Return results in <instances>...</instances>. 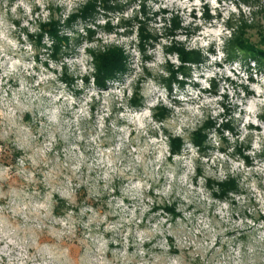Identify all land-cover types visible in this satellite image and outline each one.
<instances>
[{
    "label": "rangeland",
    "instance_id": "374dc122",
    "mask_svg": "<svg viewBox=\"0 0 264 264\" xmlns=\"http://www.w3.org/2000/svg\"><path fill=\"white\" fill-rule=\"evenodd\" d=\"M52 19L59 59L27 36ZM237 39L264 50V0H0V264H264V69ZM177 42L206 58L170 95ZM115 45L129 71L84 83L89 49ZM169 135L187 143L172 158ZM228 177L239 191L216 197Z\"/></svg>",
    "mask_w": 264,
    "mask_h": 264
},
{
    "label": "trees",
    "instance_id": "16d2710c",
    "mask_svg": "<svg viewBox=\"0 0 264 264\" xmlns=\"http://www.w3.org/2000/svg\"><path fill=\"white\" fill-rule=\"evenodd\" d=\"M141 13L143 14V17L147 16L148 13L146 11V6H144V9ZM164 13H167V11H164ZM87 14L88 12H83L82 17H86ZM139 22V34L141 35V43L142 45H145V42L149 41L152 37L151 35H149L150 33H148L143 21ZM17 24H19V22H17ZM181 27V23H177L176 19H174V28L178 29ZM238 30H240V27H238V29H235V35L237 34ZM27 34L29 40L34 43L37 48L45 46V42L46 40H48L50 42L49 50L51 51V56L55 59L60 58L64 47L66 48L70 46V36L67 34H63L60 30V22L53 19L48 22H41L40 32L34 33L29 32L28 30ZM235 43L237 45H240V48H242L241 50L250 52L248 53V56L242 58L243 60L248 63L250 61H254L255 65H258L260 69H264V50L251 45L246 47L238 39L235 41ZM172 50L178 51V55L182 64L177 69H173L172 77L165 79L164 85L169 88H171L173 83L178 80V75L180 73L186 74L189 64H201L205 60L204 53L201 49L187 50L186 47L179 42L172 46ZM89 51L93 54L95 68L94 72L86 77L87 83H91V81H93L94 85L99 89H106L110 86L111 82L129 71V53L126 49H124V47L115 45L106 47L98 53L91 49H89ZM230 55L235 57L237 56L232 54ZM69 79L70 78L65 77L63 80H65L68 85H71V80L73 81V79ZM132 104L138 105L140 104V102L137 99H133ZM157 109H160V111L162 112V116L159 117L158 113H156L154 116L157 120L162 121L166 118L168 111H166V109L162 106H158ZM213 126H216V122L209 120L206 121L196 131H194L191 143L196 146L199 151H205L207 149L206 142L208 141L209 137L208 131ZM224 126L230 127V125H228L227 123ZM169 143L171 153L170 156L181 154V151L187 145L186 141L181 136L169 135ZM236 186V180L230 178L218 183L217 190L222 193H229L234 190ZM60 209L61 207H59L56 212L59 213ZM168 211L169 214L174 215V209L168 208Z\"/></svg>",
    "mask_w": 264,
    "mask_h": 264
},
{
    "label": "bare ground",
    "instance_id": "6f19581e",
    "mask_svg": "<svg viewBox=\"0 0 264 264\" xmlns=\"http://www.w3.org/2000/svg\"><path fill=\"white\" fill-rule=\"evenodd\" d=\"M164 11H168V9H161L160 10V12H158V13H163ZM110 47V46H109ZM121 47H123V46H121ZM124 49H126V48H124ZM206 58V56H205V54H204V59ZM129 59H130V56H129ZM249 64H251L250 62H249ZM249 68H251L250 66H249ZM190 71V70H189ZM189 71H187L186 72V74H188V72ZM89 76V74L88 75H84V77H82V81L84 82V83H86V84H90V83H87L86 82V77H88ZM65 78V77H64ZM70 80V79H69ZM65 83H66V81H64ZM71 82L72 83H74V80L72 81L71 80ZM67 84V83H66ZM94 84V83H93ZM167 89H168V91L170 92V95L175 91L174 90V87L172 86L171 88H169V87H167V86H165ZM174 94V93H173ZM132 101L133 100H131V105L132 106H139V104L137 105V104H132ZM163 108H165L166 109V111H168V113H167V115L170 113V108L169 107H167L166 105H161ZM167 117V116H166ZM172 136H179V135H172ZM206 146H207V148H208V141L206 142ZM207 150V149H206ZM205 150V151H206ZM184 151V149L181 151V153ZM170 158H172V156H170ZM246 158H249V156H246ZM248 160V162H250L249 161V159H247ZM227 179H230V177H228ZM227 179H225V180H227ZM231 179H233V178H231ZM235 180V179H234ZM222 181H224V180H222ZM222 181H220V182H222ZM236 191H239V185L237 184V186H236V188L234 189V190H232L231 192H229V193H222V192H219L217 189H216V191H215V196L216 197H218V198H221V199H227L229 196H230V194L232 193V192H236ZM71 205H68V207H70ZM168 208H170V209H174V215H171V214H169L170 215V217L173 219V220H176V219H178L180 216H181V211H180V209H179V207L177 206V204L176 203H170V204H166L165 206H164V209L169 213V211H168Z\"/></svg>",
    "mask_w": 264,
    "mask_h": 264
}]
</instances>
